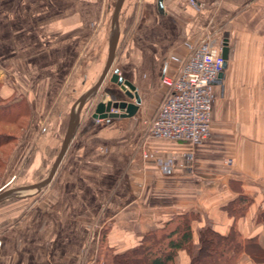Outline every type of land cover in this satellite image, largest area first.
I'll return each instance as SVG.
<instances>
[{"label": "crops", "instance_id": "obj_1", "mask_svg": "<svg viewBox=\"0 0 264 264\" xmlns=\"http://www.w3.org/2000/svg\"><path fill=\"white\" fill-rule=\"evenodd\" d=\"M193 2L162 0V12L157 0L131 4L140 13L112 69L137 89L140 110L129 119L94 120L87 113L93 101L85 103L46 191L0 204V264H102L106 249H133L187 212L201 217L194 243L204 222L223 236L235 228L250 240L236 264H258L252 254L264 250V0ZM111 4L0 0V101L29 111L10 166L26 146L53 153L61 145L75 98L105 66ZM225 33L228 58L212 88L210 138L197 146L145 139L144 121L163 98L160 80L177 73L185 44ZM95 95L121 93L107 78ZM8 185L2 181L0 190ZM239 197L250 205L234 219ZM189 263L178 251L175 264Z\"/></svg>", "mask_w": 264, "mask_h": 264}, {"label": "built area", "instance_id": "obj_2", "mask_svg": "<svg viewBox=\"0 0 264 264\" xmlns=\"http://www.w3.org/2000/svg\"><path fill=\"white\" fill-rule=\"evenodd\" d=\"M188 3L194 4L193 0ZM185 48L177 73L160 80L163 98L153 116L144 121L145 139L197 146L211 136L212 88L223 70L221 40L202 34Z\"/></svg>", "mask_w": 264, "mask_h": 264}, {"label": "trees", "instance_id": "obj_3", "mask_svg": "<svg viewBox=\"0 0 264 264\" xmlns=\"http://www.w3.org/2000/svg\"><path fill=\"white\" fill-rule=\"evenodd\" d=\"M1 107L0 120H13L18 117L16 113H21V107L14 109L8 104ZM7 137L3 135L1 138L6 140ZM249 205L248 199L239 197L235 202L234 219L241 217ZM200 221L201 217L196 212L173 216L161 227L145 234L133 249L122 253L106 249L102 264H175L181 250L188 254L189 264H236L244 252V245H248L250 240H243L235 228L226 236L220 235L212 229L210 222H204L196 228L197 242L194 243L193 224ZM258 260L264 261V250L258 249Z\"/></svg>", "mask_w": 264, "mask_h": 264}, {"label": "water", "instance_id": "obj_4", "mask_svg": "<svg viewBox=\"0 0 264 264\" xmlns=\"http://www.w3.org/2000/svg\"><path fill=\"white\" fill-rule=\"evenodd\" d=\"M124 0H114L109 25L108 51L105 66L98 77L85 88H83L75 98L69 114V120L65 135L61 142L57 156L49 170L47 176L38 183L25 188H3L0 190V203L9 199H22L38 194L46 187L55 176L62 159L64 158L69 145L75 135L79 121L82 117V109L88 100H93L96 91L103 82L108 78V82L114 84L120 91L121 96L116 99L105 100L101 97L93 104L90 117L94 120L103 119H129L134 117L141 107V98L137 89L124 80L116 68L112 69L116 55L120 48L121 32L119 14ZM157 10L162 12V0H157ZM221 57L223 59V68L228 58V38L227 34H223L221 40ZM221 74L218 75L220 78Z\"/></svg>", "mask_w": 264, "mask_h": 264}, {"label": "rangeland", "instance_id": "obj_5", "mask_svg": "<svg viewBox=\"0 0 264 264\" xmlns=\"http://www.w3.org/2000/svg\"><path fill=\"white\" fill-rule=\"evenodd\" d=\"M138 2L139 0H126L125 3H123L124 7L122 6L120 10V48L122 44H124V41L126 40V37L132 28V25L135 24L134 18L136 13H140V11L137 10L136 7L131 8V4H137ZM113 4L114 0H112L110 13H112ZM129 23L130 25H128ZM100 98V95H98L97 97L96 95L94 96L93 100H91L93 101L91 103L92 106L89 108L87 113H89V111H92L93 103L97 102ZM5 103V101H0V108H2L1 106H3V104ZM28 113V107L26 105H22L19 117L13 120H0V135H5L6 137L8 136L6 140H4L3 138L0 139V187H2L1 182L5 180L9 181V185L7 186L8 188H25L40 181L48 174L59 151L60 146L58 145L53 153H36L31 150L32 148L29 145L26 146L22 152L18 153L15 162H13V164L10 166V159L13 158L14 152L16 151L15 148L17 147L16 143L19 142V140H17L16 138L26 127ZM83 114L84 112L82 113V116ZM2 159H5L7 162H2ZM5 174L8 175H6V177L4 178ZM47 186L44 187L40 191V193L45 192ZM252 255V259L254 262L258 264L264 263V261L262 262L258 260V254ZM254 256H257V259H255Z\"/></svg>", "mask_w": 264, "mask_h": 264}, {"label": "bare ground", "instance_id": "obj_6", "mask_svg": "<svg viewBox=\"0 0 264 264\" xmlns=\"http://www.w3.org/2000/svg\"><path fill=\"white\" fill-rule=\"evenodd\" d=\"M246 241V240H245Z\"/></svg>", "mask_w": 264, "mask_h": 264}]
</instances>
